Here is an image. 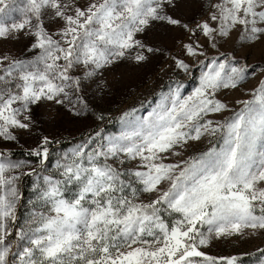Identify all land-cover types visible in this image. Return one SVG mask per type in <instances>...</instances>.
Here are the masks:
<instances>
[{"label": "snow or ice", "instance_id": "6c2138e0", "mask_svg": "<svg viewBox=\"0 0 264 264\" xmlns=\"http://www.w3.org/2000/svg\"><path fill=\"white\" fill-rule=\"evenodd\" d=\"M191 7L0 0V41L19 45L0 50V264H244L204 249L264 234V0ZM160 57L167 91L149 111L94 104L119 65ZM197 66L185 95L175 77ZM89 116L97 126L53 156L49 130Z\"/></svg>", "mask_w": 264, "mask_h": 264}, {"label": "rangeland", "instance_id": "374dc122", "mask_svg": "<svg viewBox=\"0 0 264 264\" xmlns=\"http://www.w3.org/2000/svg\"><path fill=\"white\" fill-rule=\"evenodd\" d=\"M81 2H83V0H81ZM199 12L198 0H192V7L187 13V16L189 18H195ZM172 35L178 39L187 38L183 30L180 29L173 30ZM169 47L173 53H178V48L173 46L171 41H169ZM4 48H12L15 50L19 48V45L13 44L12 42L0 41V50ZM256 51L257 50L253 51V55L256 54ZM162 63L163 58L160 57L147 68H136L128 64L119 65L113 72L108 73V79L114 81L115 84L113 92L105 97L104 100L95 99L94 104L113 115H118L119 110L127 106H135L140 114L149 111L151 105L157 99V97L153 95V92L161 91V85L164 86L163 90L167 91L168 76L159 71ZM199 72L200 69L197 66L192 69V76L180 73L178 77H175L184 83V89L182 91L185 95L190 92L197 83L195 77L199 75ZM256 83L257 80L250 77L243 87L246 90ZM237 98L246 99L247 95L237 91L227 96V99L232 101L233 104ZM235 107H239V105H235ZM93 119L94 118L91 116L87 119L80 118L65 122L59 129L49 130L52 135L56 136L61 141L59 145H52V148L55 150L53 156H55L57 152H63L65 149L84 139L86 134L97 126V124H93ZM103 126L109 130H113L116 127L115 125H109L107 123ZM29 143H31V141H29ZM206 146V140L194 145L197 149H202ZM13 150L17 149L14 148ZM28 182L30 184L31 178H28ZM25 195L27 196L26 185ZM258 248H264V234H256L243 239L214 242L211 247L205 248L204 250L209 255L213 256L240 255L244 264H256V259L259 255L256 251Z\"/></svg>", "mask_w": 264, "mask_h": 264}, {"label": "trees", "instance_id": "16d2710c", "mask_svg": "<svg viewBox=\"0 0 264 264\" xmlns=\"http://www.w3.org/2000/svg\"><path fill=\"white\" fill-rule=\"evenodd\" d=\"M14 151H17V150H14ZM17 156L20 157L22 156V153H20L19 151H17ZM27 184H29L28 180L25 181V185L27 186Z\"/></svg>", "mask_w": 264, "mask_h": 264}]
</instances>
